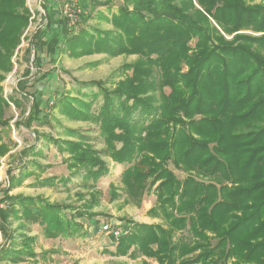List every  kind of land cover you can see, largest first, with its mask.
Here are the masks:
<instances>
[{
    "label": "trees",
    "instance_id": "trees-1",
    "mask_svg": "<svg viewBox=\"0 0 264 264\" xmlns=\"http://www.w3.org/2000/svg\"><path fill=\"white\" fill-rule=\"evenodd\" d=\"M73 1L88 4L64 3ZM89 1L92 8L113 2ZM42 6L48 22L33 38L38 66L37 48L48 37L57 8L55 0H42ZM111 12L112 29L76 32L77 24L63 29L56 56L67 51L136 54V59L120 67L117 79L75 80L77 95L62 92L52 99L69 117L95 122L104 147L87 142L83 133L78 139L35 133L36 143L27 150L34 152L42 138L53 142L70 154L66 181L78 176L83 185L109 172L104 156H110L125 164L122 179L131 198L156 191L149 213L162 222L123 224L129 232L112 237L114 249L105 248L113 256L141 257L139 264H154L147 258L159 264H264V0H122ZM30 16L26 0H0L2 126L9 123L2 72L13 69L12 55ZM27 84L20 79L18 90L33 97L23 121L29 127L49 119ZM6 147L1 142L0 155ZM171 164L186 176L179 178ZM18 179L11 176L0 197L5 237L0 260L16 264L37 256L36 237L20 231L40 220L49 236L88 233L75 218L96 216L92 203L69 217L65 208L76 206L10 195ZM12 219L20 224L12 227Z\"/></svg>",
    "mask_w": 264,
    "mask_h": 264
},
{
    "label": "rangeland",
    "instance_id": "rangeland-1",
    "mask_svg": "<svg viewBox=\"0 0 264 264\" xmlns=\"http://www.w3.org/2000/svg\"><path fill=\"white\" fill-rule=\"evenodd\" d=\"M55 1L57 8H54L51 14L54 23L50 27L48 37L43 38L37 48L40 65L34 62L36 52L33 38L35 33L43 29L48 21L42 0H26V5L31 11L30 23L21 36L20 44L13 52V69L2 72L4 79L1 82V93L8 102L4 117L9 118V123L4 126L0 125L3 136L0 144L2 142L7 145L6 153L0 155V197L4 195L2 189L8 187L10 177L14 176L19 177L20 182L11 188L10 195L42 196L49 202L76 206L75 210L65 208L69 217L75 215V211L85 209L84 205L92 203L93 208H90V211L92 214L96 213V216L87 214L75 216V221L83 225L81 231H88V233H77L73 236L64 234L49 236L44 231V222L40 220L32 223L30 229L20 232L36 237L34 248L38 254L16 264H139L141 257L132 259L128 256H113L106 251L105 248L114 249L111 242L114 235L105 229L104 225L107 224L111 228L119 225L122 231L125 227L122 225H130V221L162 222L160 217L149 213L151 207L156 204V191L151 190L145 193L141 199L131 198L122 179L125 164L115 161L110 156H104L109 172L97 181L90 180L89 185H83L78 176L66 181L65 178L69 176L71 170L65 160L70 157V154L61 151L53 142L46 144L45 139L42 138L37 142L34 152L27 150L30 145L36 143L35 133L67 139H78V134L83 133L87 135L85 137L87 142L98 149L104 147L103 138L95 122L73 119L62 113L50 101L56 96V102L62 92L77 95L75 89L80 84L76 81L108 80L110 82L112 79H117L120 67L124 63L133 62L137 57L136 54L113 56L107 53L77 56L67 51L56 56L61 43L60 34L63 29L64 32L69 30L70 23L63 12L64 5L68 2ZM121 2L122 0H113L112 5L103 4L92 8L89 4L93 2L88 0L86 6L82 4L80 7L83 15L89 14L90 16L85 20L81 17L82 14L79 15L75 26L76 32L82 27L92 31L94 27L102 30L112 29L111 11L116 10ZM78 12L77 10L74 14ZM57 23L61 24V27ZM227 37L232 36L227 35ZM28 69L30 75L26 77L25 72ZM45 74L47 76L42 78ZM20 79L28 80L27 91L40 98L44 112L48 113V121L35 120L29 127L24 125L23 121L29 114L33 97L29 96V99H26L18 90ZM166 91L168 92L169 88H166ZM12 96L20 101V106L13 101ZM100 100L101 97L98 98V101ZM69 128H74L77 133L69 135L66 131ZM170 167L179 178L186 176L181 169L172 164ZM38 180H43L45 183H39ZM37 214L41 215L39 211ZM122 217L124 220H120ZM12 220V227L20 224L19 219ZM4 239L0 230V247ZM147 259L154 264H159L152 258ZM0 264L12 263L9 260H0Z\"/></svg>",
    "mask_w": 264,
    "mask_h": 264
},
{
    "label": "built area",
    "instance_id": "built-area-1",
    "mask_svg": "<svg viewBox=\"0 0 264 264\" xmlns=\"http://www.w3.org/2000/svg\"><path fill=\"white\" fill-rule=\"evenodd\" d=\"M77 10L79 12L74 14ZM63 12H64L65 16H67V19L70 23V27L75 26L77 24L78 17H79V15L81 16V14H82L81 7L79 6L77 1L66 3L64 5ZM53 102H54V100L50 101L51 104H53ZM104 228L107 230L111 229V232L115 237H118V235L121 233L126 234L129 232V227L128 228L124 227L123 228L124 230L121 231V229L118 227L117 228H111L109 225L106 224V225H104Z\"/></svg>",
    "mask_w": 264,
    "mask_h": 264
}]
</instances>
